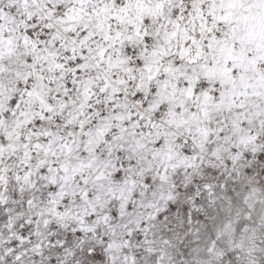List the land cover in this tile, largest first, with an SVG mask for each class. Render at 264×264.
Segmentation results:
<instances>
[{
	"label": "snow or ice",
	"instance_id": "snow-or-ice-1",
	"mask_svg": "<svg viewBox=\"0 0 264 264\" xmlns=\"http://www.w3.org/2000/svg\"><path fill=\"white\" fill-rule=\"evenodd\" d=\"M0 264H264V0H0Z\"/></svg>",
	"mask_w": 264,
	"mask_h": 264
}]
</instances>
